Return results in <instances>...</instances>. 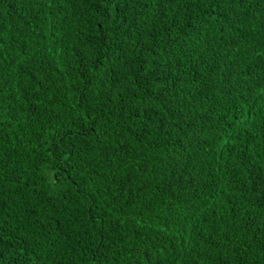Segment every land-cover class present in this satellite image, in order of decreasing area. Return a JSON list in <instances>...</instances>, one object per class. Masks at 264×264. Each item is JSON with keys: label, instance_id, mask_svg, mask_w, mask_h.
Wrapping results in <instances>:
<instances>
[{"label": "trees", "instance_id": "1", "mask_svg": "<svg viewBox=\"0 0 264 264\" xmlns=\"http://www.w3.org/2000/svg\"><path fill=\"white\" fill-rule=\"evenodd\" d=\"M0 264H264V0H0Z\"/></svg>", "mask_w": 264, "mask_h": 264}]
</instances>
